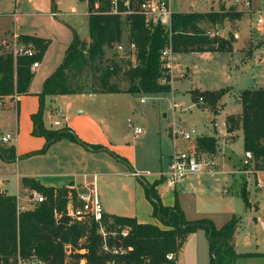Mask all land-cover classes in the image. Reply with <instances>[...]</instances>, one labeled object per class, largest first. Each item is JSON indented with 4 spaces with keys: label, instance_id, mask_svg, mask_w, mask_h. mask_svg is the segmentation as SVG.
I'll use <instances>...</instances> for the list:
<instances>
[{
    "label": "trees",
    "instance_id": "obj_1",
    "mask_svg": "<svg viewBox=\"0 0 264 264\" xmlns=\"http://www.w3.org/2000/svg\"><path fill=\"white\" fill-rule=\"evenodd\" d=\"M88 34L89 40H79L74 32L73 39L65 50L60 64L47 76L42 83L39 106L31 114L32 131L35 136H43L44 146L39 151L44 152L53 142L61 138H69L84 147L93 148L82 142L65 124L56 127H46L42 120L45 97L58 94L76 93H142L160 94L169 92L170 74L164 66L161 50L169 48L172 54L217 51L229 53L233 50L230 37L224 38L210 35L200 27L201 23H221L225 18L238 20L241 13L229 7L226 12L218 11H187L174 12L171 29L160 26H147L141 15L132 14L120 16L110 13L106 2H101L98 9L94 8L93 0H88ZM126 30V49L129 54V44L135 45L134 62L127 60L124 66L115 56L106 55L107 49L116 47L122 40ZM17 43L31 46L32 56L15 55L11 46H5L0 41V99L13 95L27 94L33 77L31 65L39 62L45 53L49 39L30 34H19ZM118 52V51H117ZM126 52V54H128ZM121 55V54H120ZM86 77L88 84L79 83L80 77ZM225 87L217 90L191 92L192 99H205L214 111V106L223 95ZM241 113L238 116L229 114L224 118L225 130L232 133L236 129L242 132L243 151H249L253 157V169L264 170V88L244 89L239 94ZM207 149L213 148L211 139L198 141ZM11 156L0 157L11 160L15 157V146L9 143ZM34 151L25 154L30 155ZM160 180L146 183L145 195L152 204V214L157 216L158 204L162 217L158 219L164 225L138 222L135 217L109 215L103 216L102 223L107 232L106 239L110 243L127 247L122 255H111L101 250L102 236L98 232V223L90 215L77 217L74 208L77 205L76 191L68 186H45L32 177H22L21 184L43 195L44 200L26 210L17 209L15 196L6 191H0V256H9L19 249L26 255L35 253L48 264H77L81 258L86 264H106L112 259L115 264H176L166 258L168 253L175 257L180 252L189 232L201 227L216 241H209L211 251L220 242L215 254L218 264H233L241 254L236 253L233 244V234L238 221L232 216L219 228L210 219L202 218L196 221H184L181 211L175 202L173 207L163 206L155 186ZM245 205L247 198L242 193ZM170 221H166L170 209ZM180 217V218H179ZM182 224L199 223L198 225L180 228ZM121 228L128 229V234L122 237ZM115 232V235H112ZM83 251V252H81ZM251 255L253 253H242ZM264 254V253H259ZM210 264L214 259L210 257Z\"/></svg>",
    "mask_w": 264,
    "mask_h": 264
},
{
    "label": "rangeland",
    "instance_id": "obj_2",
    "mask_svg": "<svg viewBox=\"0 0 264 264\" xmlns=\"http://www.w3.org/2000/svg\"><path fill=\"white\" fill-rule=\"evenodd\" d=\"M87 3V0H0V39L9 40L13 32L38 35L49 39L43 58L39 62L40 67L34 74L38 82L40 73L60 64L66 48L73 39L74 32L78 35L79 40L86 42L89 40ZM170 6L175 12H226L229 7H233L235 11L241 13L237 21L225 18L221 23L200 24L204 30H209V33L215 32L214 35L219 37H232L233 51L231 53L200 52L175 55L172 58L173 72L170 70L169 73L172 90L156 95L126 93L128 96L125 97H128L131 103L128 108L119 113L116 112L114 105L117 101L116 97L120 96L115 93L101 94L97 98H93L88 93L78 94L73 96L72 110L85 109L87 112L100 114L106 119L112 118L121 134L129 133L125 124L127 117L133 120L137 116L138 120L143 121L138 116L142 112L149 121L152 118L151 125L156 126V130H151L148 136L149 140L146 144L148 154L143 150L142 145L136 146L138 163H142L136 167L138 169L146 165L156 167L155 155L157 152L160 153L161 148L155 141L153 132L158 129L163 132L169 123L188 132L194 131L191 133V138L187 140L193 142V147L190 149L205 152L211 156L212 149H207L198 141L203 138L215 141L219 137V146L212 156L214 164L212 171L196 177L192 176L190 180L199 181V184L194 183L195 187L184 188L183 191L176 190L175 192L179 195L177 199L181 200L182 207L188 215H194L189 219L209 218L214 221V226H217V224H224V221L229 220L232 216L236 217L238 223L235 229L237 241L235 251L241 255L234 260L233 264H264V254H259L264 253V170L256 172L253 169V163L244 164V151L242 138L239 137V129L228 136L225 135L223 124V117L227 114L240 115L239 94L242 90L264 88V26L260 28L255 25L256 16L246 10L242 4L234 5V0H170ZM125 42L126 30H124L119 43L122 44L123 51L117 52L116 47L106 50V55L115 56L124 66L127 64V60L133 61V55L129 54ZM186 67L191 70L190 78L172 79L174 73L177 74L185 70ZM78 81L81 84H88L89 80L82 76ZM191 86L208 89L225 87L223 95L214 106L215 112L210 111L211 106L204 102L205 99L202 102L199 98L192 99L191 92L193 90L189 91ZM15 96L7 97V99H14ZM141 97L145 99V102H140ZM60 104L61 107L64 106L58 100L51 105L58 107ZM1 105L2 102H0V108ZM209 115L215 116V119H211L216 124L213 136L205 135L206 131L212 127V122L208 119ZM57 118L59 117L55 112L48 116V110L44 111L43 121L46 124L56 127L53 121ZM10 125L9 115L7 116L0 110V134L10 133L13 136L14 133L7 132ZM140 127L143 129L142 126ZM214 134H217V137ZM178 136L180 139L181 135ZM224 141L228 142L224 143ZM14 144L16 143L14 142ZM39 150L22 157L26 161L27 167H35L45 159L38 155L46 150L44 152ZM0 153L3 156H11L9 143L0 142ZM145 153L148 157H145ZM166 154V150H164L162 155ZM159 156L161 157V154ZM114 159L117 160L116 157ZM167 159L166 156L165 159L163 158L165 170ZM152 170L150 167L149 171ZM16 172V164L0 159V191L5 190L9 195L15 196L20 204L32 207L34 205L33 193L29 188L22 186L21 178L16 177ZM153 177L155 176L152 174L147 175L141 178V182L145 184L146 179L148 183H151L149 181ZM108 184L110 183H106L103 179L99 181L100 198L118 208V203L122 202L119 189L122 190L124 184L132 189V184L120 177H115L114 188L107 186ZM158 185H160L158 189L166 191L165 198L169 197L168 200H171L174 197L173 188L166 187L162 181ZM177 185L174 189L177 188ZM66 186L73 188L76 191V196L78 192L92 189L90 182L82 179H74ZM241 192L245 194L248 205H245ZM148 202L152 206L149 200ZM118 209L121 212H127ZM149 217L160 227H164L158 219V214L157 216L151 214ZM195 230L202 232L203 228L198 227ZM181 251H183L185 264H205V253L202 251L200 238L195 234L187 237ZM242 253L253 254L244 255Z\"/></svg>",
    "mask_w": 264,
    "mask_h": 264
},
{
    "label": "crops",
    "instance_id": "obj_3",
    "mask_svg": "<svg viewBox=\"0 0 264 264\" xmlns=\"http://www.w3.org/2000/svg\"><path fill=\"white\" fill-rule=\"evenodd\" d=\"M19 34H24V33L13 32V34L11 35L12 37L9 40L0 39V41L5 46H11V48H13V46L15 45H20V43H17V36ZM209 34L212 36L215 34V32ZM204 52L217 53V51H204ZM189 53H200V52H189ZM218 53H222V52H218ZM177 54H181V53L172 54V58L175 57V55ZM39 62L37 66L32 69L33 77L30 82L29 91L27 94L16 95L14 99L12 98L7 99V97L0 99V102H2L1 105L2 107L0 108V110L5 112L7 116L9 115L11 119V125L8 127L7 132L14 133L15 143H16L14 144L15 146L14 159L4 160L1 157L0 159L8 163L16 164V169H17L16 177L18 178L32 177L45 186H56V187L66 186L70 181L74 179H78V180L82 179L88 181L90 182V186H92V190H94L99 200L101 201L105 214L130 216V217H135L138 222L157 224L149 217L152 214V206L148 202L147 200L148 198L145 195L144 186L146 184L141 182V178H144L145 176L152 174L155 177H153V179L150 180L149 182L158 180L157 174L165 170L163 168V158L165 159V156L166 158H168L166 163V169H167L171 153L175 149H190L191 147H193V142L184 140L181 137L179 139L178 135L176 136L173 135L172 127L175 125L174 124L170 125L169 123L167 125V128H165L163 132H161L159 129L153 132V134H155V141L161 148V150H159L160 153L157 152L155 155L156 167L146 165L143 168L138 169L136 167H138V165L142 163H138L136 146L138 144L142 145L143 150L148 154V147L146 145L149 140L148 136L151 130L152 131L153 129L156 130V126L153 127V125H151L153 121L152 118L151 121H149L148 118L144 116L142 112L138 116H140V118L143 121L138 120L137 116H135L133 120L127 117L125 124L128 128L129 133L121 134L120 131L117 130L115 122L112 118L106 119L100 114L99 115L93 114L91 112L85 111V109L72 110L73 96H76L78 94L85 95L87 93L58 94L54 96L45 97L44 111L48 110V116L50 115V113L55 112L59 117L57 118V120L61 124H65L70 130L73 131V133H75V135L82 142L90 146H93V148L84 147L83 145L74 142L69 138H61L53 142L46 149L44 153L38 155L45 158L43 159V161H41L35 167H27V165H25L26 161L23 160L22 157H24V155L27 153H30L37 149H42L45 143V139L43 136H35L31 134L32 131L31 114L35 113L39 106V98L37 94L41 90L43 80L47 76H49L59 65L56 64L55 68H50L49 70H45L44 73H40L37 82V79H35L34 74L35 71L40 67ZM173 66L174 64H172V70H173ZM190 71H191L190 68L186 67L185 70L180 71L177 74L174 73V77L172 79L174 80L176 78H185V77L190 78L189 76ZM170 86H171V82H170ZM194 89L217 90V89H208V88L191 86L189 88V91ZM171 90H172V86H171ZM101 94H106V93H97V94L88 93V95L92 96L93 98H97ZM115 94L120 96V97H116L117 101L115 102L114 105L116 112L119 113L120 111L128 108L131 101H129L128 97H125L128 96L126 93H115ZM57 100L62 102L64 106L61 107L60 104L58 105V107L57 106L54 107L53 105H51L54 101ZM140 102L142 103L145 102V99L141 97ZM44 111L42 114V120L44 117ZM134 111H135V107H134ZM108 113L111 112L108 111ZM131 113H133V111H131ZM213 118L215 119V116L212 115L208 116L209 120ZM224 118L225 117H223V122H224ZM128 121H130L131 125H128ZM211 122H212V127L210 128V130L206 131V133L204 132L205 135L207 136H213V130L214 127H216L214 121L211 120ZM43 123L48 128L52 127L51 125L46 124L44 121ZM132 125L142 126L143 129L141 133H139L138 135H134L132 131ZM224 129H225V125H224ZM232 133H227L225 130V135L231 136ZM214 135L217 137V134ZM239 137L242 138V132L240 129H239ZM226 142L228 141H224V143ZM213 143L214 144L212 148V156L215 154L214 152L215 149L219 146V137H217L216 140L213 141ZM162 149L163 151L166 150L167 154L165 156L162 155L163 153ZM146 153H145V157H148ZM160 154L161 157L159 156ZM115 157L117 158V160L114 159ZM148 167L149 168L151 167L153 170L149 171ZM134 173L138 174V176L135 175ZM192 176L196 177L197 175H191L189 177H186L183 180H181L179 183H177L178 185L176 184L177 188L174 189L176 186L173 188L174 197L171 200H168L169 197L165 198L166 191L160 188L158 189L160 185L155 186L161 204L166 207H173L175 205V202H177V205L181 211L183 219L186 221H194L203 218L202 217L196 219H189L190 216L194 217V215H188L186 213V210L182 207L181 200L177 199L179 198V195L177 194V192H175L176 190L183 191L184 188L195 187V184H199V181L193 182V180H190ZM115 177H120V179L129 181L132 184L131 185L132 189L128 188L126 184H124L125 186L123 187L121 186L122 190L119 189V192L121 193V194L119 193L120 198L122 199V202L125 201V203H122L120 201L118 203V208L123 209L122 211H127V212L119 211V209L116 206L111 205L106 200L103 201L100 198L99 181L103 179L106 183H110L107 186L114 188L113 181L115 180ZM147 182L148 181L145 179V183ZM123 190H125L126 192ZM210 220L215 225L214 221L212 219ZM221 225L217 224V226L215 227L219 228ZM192 234H195L196 236H198V238H200V243L202 244V251H204V253L206 254V256L204 254L205 264H210L209 241L207 239V235L205 234L204 229L202 230V232H198L197 230L189 232L185 240H187V237L189 238V236H191ZM236 243L237 241L235 239V231H234L233 234L234 249ZM182 254L183 251L180 250V252L176 256V262H177L176 264H185V258L183 257Z\"/></svg>",
    "mask_w": 264,
    "mask_h": 264
},
{
    "label": "built area",
    "instance_id": "obj_4",
    "mask_svg": "<svg viewBox=\"0 0 264 264\" xmlns=\"http://www.w3.org/2000/svg\"><path fill=\"white\" fill-rule=\"evenodd\" d=\"M88 1V0H87ZM101 2H106L109 6L110 13L118 14L120 16L137 14L143 17L144 23L147 26H160L165 30L171 29L172 15L174 11L170 6V0H93L94 8L98 9ZM242 4L243 7L254 14L255 25L258 27L264 26V0L256 2L255 0H234V5ZM118 52L123 51L122 44L116 46ZM129 50L133 55L135 50V45L133 43L129 44ZM13 52L16 55H26L32 56L34 54L33 48L26 45H15L13 47ZM161 57L164 60V66L172 70V53L169 48H163L161 50ZM132 62L135 64L134 56ZM37 62H33L31 69L37 66ZM202 102V98H199ZM53 124L58 126L61 123L58 120H54ZM128 125H131L128 121ZM132 131L134 135L141 133L142 129L139 126L132 125ZM183 128L172 127L173 135H181L185 140L191 138V133ZM0 142L10 143L15 142V135L10 133H4L0 135ZM253 157L251 152H244V164L253 163ZM213 158L210 154L205 152H198L194 149H175L169 159L167 169L163 172L157 174V178L161 180L166 187L174 188L177 183L186 177L191 175H200L203 173L211 172L213 167ZM258 172V171H256ZM32 200L34 203H38L44 200L43 195L36 191H32ZM77 205L74 208V215L77 217H82L84 215H90L93 220L98 223V232L102 236L101 250L103 252L110 253L111 255L118 256L122 255L128 250H131L130 246L123 247L117 244L110 243L107 239V232L104 229V224L102 223L104 216V208L99 200L97 194L94 190H84L78 192L76 196ZM30 207L20 204L17 200V209L26 210ZM119 234L122 237L127 236L128 229L121 228ZM115 235V232H112ZM83 252V251H81ZM166 258L176 262V257L173 253H168ZM0 264H48L45 260L37 256L35 253L30 252L26 255L20 253L19 249H16L15 253L9 256H0ZM64 264H73L70 262H65ZM77 264H86L85 259L81 258ZM106 264H115V260L112 259Z\"/></svg>",
    "mask_w": 264,
    "mask_h": 264
},
{
    "label": "water",
    "instance_id": "obj_5",
    "mask_svg": "<svg viewBox=\"0 0 264 264\" xmlns=\"http://www.w3.org/2000/svg\"><path fill=\"white\" fill-rule=\"evenodd\" d=\"M135 175H137L138 176V174H136V173H134ZM146 184V183H145ZM172 212H176V209H170L169 210V212H168V215H167V217H164V219L166 220V221H170V219H171V216H172ZM157 214H158V216L159 217H162V215H161V213H160V205L158 204V210H157ZM180 218V217H179ZM199 223H188V224H182V222H179V226H180V228H186V227H189V226H193V225H198ZM208 240L209 241H216L217 239H213L212 238V236H211V230H210V232H209V234H208ZM219 240H220V242L218 243V245L211 251V257L214 259V264H218L219 263V261H218V259H217V257H216V254H215V252H216V250H217V248H218V246L221 244V242L223 241V237H219Z\"/></svg>",
    "mask_w": 264,
    "mask_h": 264
}]
</instances>
